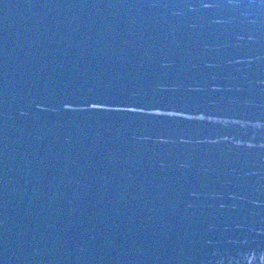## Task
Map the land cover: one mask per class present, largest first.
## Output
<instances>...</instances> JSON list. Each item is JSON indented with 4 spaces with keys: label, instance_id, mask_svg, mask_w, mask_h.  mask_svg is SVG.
<instances>
[{
    "label": "water",
    "instance_id": "1",
    "mask_svg": "<svg viewBox=\"0 0 264 264\" xmlns=\"http://www.w3.org/2000/svg\"><path fill=\"white\" fill-rule=\"evenodd\" d=\"M0 264H264V0H0Z\"/></svg>",
    "mask_w": 264,
    "mask_h": 264
}]
</instances>
